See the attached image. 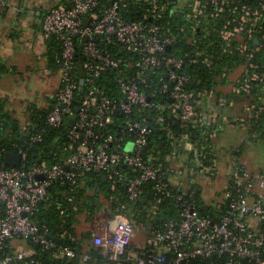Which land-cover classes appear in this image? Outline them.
Wrapping results in <instances>:
<instances>
[{
  "label": "built area",
  "instance_id": "2783aa9c",
  "mask_svg": "<svg viewBox=\"0 0 264 264\" xmlns=\"http://www.w3.org/2000/svg\"><path fill=\"white\" fill-rule=\"evenodd\" d=\"M103 1L68 0L50 8L42 18L43 39L47 41L55 37L61 42L59 86L51 97L55 105L45 124L47 128L55 129L61 127L64 121L74 120L67 134L70 141L68 149L72 153L61 165L40 161L23 167L27 154L20 149L14 154L20 156L21 167L0 165V202L4 208L0 212V264H16L33 253L31 249L21 247L10 253L11 244L18 238L40 245L43 251L53 250L57 259L76 256L70 248L56 246L47 238V230L40 229L30 219L54 183H74L76 177L94 172L102 174L106 180L124 182L129 200L134 201L142 193L144 183L157 180V170L143 160L148 137L152 133L150 125L145 118L140 121L127 118L135 108L169 110L177 114L181 127L197 117L193 94L185 90L189 78L182 72V60L164 55V50L171 46L173 39L162 38L157 25L127 22L122 17L128 5L140 3L146 7L142 18H161L165 6L161 0H112L102 11L99 7ZM8 5V0H0V15ZM228 5L229 11L239 18L238 27L223 34V39L241 41V54L250 50L243 43L244 39L256 40L258 45L264 43V0H192L187 18H207L205 11L208 8L215 12L211 14L214 17L225 12ZM242 33L245 37L241 36ZM96 38L106 43L114 39L124 51L137 54L139 58L135 67L138 77L126 80L119 70V62L111 60L97 47ZM80 46V53L92 62L81 65L80 74L75 77L77 65L74 59ZM201 64L209 65L207 60ZM105 67L117 70L116 80L121 96L118 104L111 102L96 86ZM149 69L164 70V79H160L159 83L160 93L169 92L171 104L151 101L140 89L144 84L142 78ZM78 80L83 81L85 90L73 118L72 105L74 93L79 90ZM248 80L264 78L255 74L247 76L242 87L245 91L249 89ZM117 112L125 119L116 132L103 134L101 131L112 122ZM155 122L162 130H167L163 118L158 117ZM44 133L45 129L32 136L29 146L40 142ZM182 140L185 148L193 151L196 166L205 170L200 164L199 153L192 148L185 135ZM124 145H130L129 151ZM165 189L166 185L158 187L161 195L172 198L180 205V220H170L165 223L162 232L154 233L150 241L154 248L152 254L130 258L125 253L132 241L134 223L124 213L106 217L103 234L94 235L92 242L108 261L114 264L130 261L134 264H183L196 259H216L222 264H264V171H251L239 163L230 166L220 199L214 201L217 209L224 210L216 222L200 216L192 201L187 203L181 194L176 196ZM167 253L173 255L171 260L166 259ZM81 258L83 262L90 259L87 254Z\"/></svg>",
  "mask_w": 264,
  "mask_h": 264
},
{
  "label": "trees",
  "instance_id": "16d2710c",
  "mask_svg": "<svg viewBox=\"0 0 264 264\" xmlns=\"http://www.w3.org/2000/svg\"><path fill=\"white\" fill-rule=\"evenodd\" d=\"M111 1L104 0L99 9L103 11ZM161 3L165 5L161 18H150V16L146 19L142 18L146 7L140 3L128 5L122 12V17L127 22L135 21L157 25L162 38L173 39L170 50L167 51L166 48L164 55L182 60V72L189 78L185 90L193 94L194 105L196 99L212 91L215 79L222 74V69L228 70L247 64L248 76L255 74L264 78L263 42L256 45L253 40L244 39L243 43L250 50L241 54L239 50L241 41L235 38L225 41L222 37L226 32H233L234 28L238 27L239 18H235L236 16L229 11V5L226 6L225 12L214 17L211 14L215 12L212 8H208L205 11L207 18L203 16L187 18L192 0H161ZM241 36L244 34L242 33ZM254 36L260 38L258 34ZM96 40L97 47L105 55L109 56L111 60L119 62V70L126 80L138 77V69L135 67L139 58L137 54L124 51L114 39H110L109 43L101 41L100 38H96ZM46 45L49 64L54 71H58L61 61V42L53 37L46 41ZM80 51L81 46L78 47L79 54L74 59L77 65L75 77L79 76L81 65L92 62ZM203 60H207L209 65H202ZM163 73V69L147 70L146 76L142 78L144 84L140 86V89L151 98V101L166 105L171 104L172 100L169 98V92L160 93L159 83L160 79H164ZM116 74L117 70L105 67L96 81V86L111 102L118 104L121 96ZM78 81L79 90L74 93L72 105L73 118L76 116L75 108L81 104L82 91L85 90L84 86H80V80ZM248 84L250 85L249 93L241 92L236 97L242 101H249V105H255L248 119V126L251 130H256L264 126V90L262 88L264 80L262 82L248 80ZM51 101L48 109H32L25 127H22V124L6 111L5 104L0 102V165L3 164V154L17 153L20 149L27 154V160L23 167L32 166L40 161L50 165H61L71 155L72 151L68 149L70 141L67 138L72 127L71 120L64 121L59 128L46 127V118L55 105L54 100L51 99ZM176 115L169 110L135 108L132 115L127 117L129 120L135 121L145 118L149 123L152 133L148 137V146L143 160L146 164H152L157 170V180L144 183L141 186L142 193L137 200H129L127 186L124 182L106 180L102 174L94 172L76 177L74 183L61 181L54 183L48 188L47 197L39 202L30 219L40 229L47 230V238L52 240L56 246L68 247L76 256L71 259H57L53 256V250L43 251L40 245L18 238L11 244L10 253L19 247V242H24L26 245L24 249H31L33 253L17 261L16 264H86L88 261L83 262L81 258L86 254L83 251L84 243L89 245L88 256L90 254L94 257H101L100 249L95 247L92 242V232L84 231V225L93 222L102 223L104 218L121 213L126 214L134 223L135 239L127 248L125 256H129V252L143 257L152 254L154 248L150 241L153 239L154 233L162 232L166 222L180 220V205L176 204L172 198L161 195L158 191L160 185H166L165 190L176 196L181 194L187 203L192 201L200 216L212 222L218 221L224 214V210L217 209L214 200L209 201L201 197L199 190L195 194L194 186L186 188L185 185H180V181L178 184L173 183L175 176H180L185 170L189 172L200 170V167L194 163L193 151L188 152L184 148L185 142L182 140L184 135L192 148L199 153L198 158L204 168L212 167L213 161V157L209 153V137L205 129L195 124L196 118L181 127ZM158 117L164 119L167 130H162L160 124L155 122ZM124 119L125 116L119 115L117 112L112 122L101 132L105 135L116 132ZM44 129L45 133L42 135L41 141L29 146L30 138ZM124 148L129 151L130 145H124ZM180 154H187L188 159L179 169L177 164L181 163ZM3 209V203L0 202V212H3ZM165 256L167 260L173 258L171 253H167ZM105 260L111 263L106 258ZM126 264H134V261ZM183 264L222 263L216 259L209 261L196 259Z\"/></svg>",
  "mask_w": 264,
  "mask_h": 264
},
{
  "label": "crops",
  "instance_id": "0c3cea01",
  "mask_svg": "<svg viewBox=\"0 0 264 264\" xmlns=\"http://www.w3.org/2000/svg\"><path fill=\"white\" fill-rule=\"evenodd\" d=\"M67 1L8 0V8L0 15V102L5 104L6 111L18 120L22 127L27 125L32 109L50 107L51 97L59 86V73L51 68L48 61V49L41 34V23L44 14L50 8ZM246 67L247 64L228 70L222 69V74L215 79L212 91L195 101L197 110L195 124L204 128L206 134L208 133L209 153L213 157L212 166L217 163L214 149L217 134L227 128L226 124L230 130L242 131L255 108V105H249V101H242L236 97L241 92L249 93L250 89L246 91L242 89L248 76ZM262 81L259 80V82ZM24 88L29 93L24 92ZM262 88L264 90V86ZM28 94L31 97H28ZM19 96L28 100L25 104L29 112L27 116L23 113L24 104ZM185 150L188 151L187 148ZM231 154L235 160L224 165L229 166V169L231 165L239 163L251 171H260L256 170L252 161L240 155L239 150H233ZM177 168L180 169V165ZM216 173H219L218 169ZM228 174L229 172L227 178ZM177 183L178 181L174 182V184ZM105 221L104 218L102 223L86 224L84 231L92 232V237L97 234L101 235ZM133 242L131 241V244ZM83 246V251L88 254L89 245L84 243ZM100 254L101 257L89 254L90 259L86 264H114L105 260L101 250ZM127 257L134 258L137 254L129 252Z\"/></svg>",
  "mask_w": 264,
  "mask_h": 264
},
{
  "label": "rangeland",
  "instance_id": "374dc122",
  "mask_svg": "<svg viewBox=\"0 0 264 264\" xmlns=\"http://www.w3.org/2000/svg\"><path fill=\"white\" fill-rule=\"evenodd\" d=\"M25 90L24 88L23 91L28 92ZM21 96H19V98L24 104L22 110L24 115L27 116L29 112L25 104L28 100L23 97L22 99ZM28 97H31V95L28 94ZM248 124L249 123H245L246 128L244 127L242 131L238 129L234 131L230 130L227 126L228 124H226L227 128L219 132L215 138L216 143L214 149L216 150L217 163L212 167L210 166L205 170H198L197 172L185 170L180 176H175L173 183L180 181V184L185 185L186 188L188 186H194V188H198L201 197L208 198L209 201H217L220 199L222 188L224 182L227 181V173L229 172V166L226 167L224 165L226 163L230 164L235 160V157L231 154L233 150H239L240 155L252 161L256 170L264 171V126L256 130H251ZM187 159V154H180L181 163L177 165L181 166ZM194 163L196 164V162ZM217 169L219 173H216ZM134 236L135 234H133L132 241L135 239ZM19 246L21 248H26L24 242H19Z\"/></svg>",
  "mask_w": 264,
  "mask_h": 264
},
{
  "label": "water",
  "instance_id": "95a60500",
  "mask_svg": "<svg viewBox=\"0 0 264 264\" xmlns=\"http://www.w3.org/2000/svg\"><path fill=\"white\" fill-rule=\"evenodd\" d=\"M94 41H97L96 39ZM254 43L256 45H258V42L255 40ZM170 50V46H167V51ZM80 86L83 87V81H80ZM75 112H78V108H75ZM121 113L119 112V115ZM74 124V120L70 121V125L72 126ZM0 156H1V147H0ZM2 162L5 166L9 167V168H19L21 167V158L18 154H14V153H5L3 154L2 157ZM26 165H29V163H26ZM66 170H68V168H66ZM40 179H43L42 177H37ZM57 185V184H56ZM198 189H195V194H197Z\"/></svg>",
  "mask_w": 264,
  "mask_h": 264
}]
</instances>
